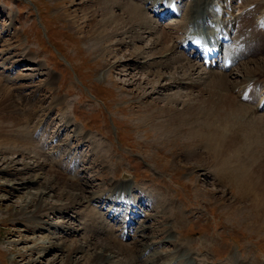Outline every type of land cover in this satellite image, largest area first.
<instances>
[{"label":"rangeland","instance_id":"obj_1","mask_svg":"<svg viewBox=\"0 0 264 264\" xmlns=\"http://www.w3.org/2000/svg\"><path fill=\"white\" fill-rule=\"evenodd\" d=\"M148 3L139 0L158 34L125 23L113 32L117 21L111 20L104 28L108 35L99 40L101 28L96 25L104 13L107 19L111 14L125 19L121 5L112 7L107 1L103 9L100 0H0V264L36 259L38 264H64L73 240L80 244L91 240L89 250L75 255L79 264H89L95 256L92 248L108 238L118 241L117 250L128 253L122 248L130 250L141 239L118 240L119 232L113 229L123 224L112 229L106 213L108 206L127 209L112 204L118 199L112 185L125 178L131 186L128 199H138L131 216H138L136 230L148 215L153 217L149 224L156 228L144 231L149 238L142 242L161 241L168 226L172 239L159 251L185 248L186 254L177 256L174 264H264V230L252 225L257 216L251 212L246 217L228 206L250 204L243 186L231 179L229 171L194 168L196 161L182 143L187 139L157 125L169 117L162 109L182 111L198 96L199 88L187 90L171 79L200 82L198 87L204 88L207 72L198 67L185 74L177 70L180 62L172 68L157 66L161 59L155 54L160 47L149 48L166 28L170 32L180 25L181 16L161 20L159 8L153 12ZM182 51L177 49L172 56L183 57ZM243 62L227 74L231 81L243 74ZM247 62L252 71L259 64L258 59ZM24 136L31 142L43 141L45 147L41 152L37 149L41 154L22 147ZM73 159L78 163L69 172ZM23 160L46 163V175L59 184L43 197L49 206L61 207L53 214L44 212L31 219L46 184L31 181L36 172L23 170ZM66 188L81 202L73 210L64 207L69 201L63 197ZM100 192L111 199L93 200ZM223 196L225 205L217 200ZM159 201L165 206L160 207ZM101 228L106 234H101ZM41 239L64 250L43 251L49 244ZM111 261L105 264L125 259Z\"/></svg>","mask_w":264,"mask_h":264},{"label":"bare ground","instance_id":"obj_2","mask_svg":"<svg viewBox=\"0 0 264 264\" xmlns=\"http://www.w3.org/2000/svg\"><path fill=\"white\" fill-rule=\"evenodd\" d=\"M107 1L112 7L113 5H121L125 19L111 14L109 20L104 13L102 21L96 25L101 28L99 40L108 35L107 29L104 28L111 20L117 21L113 32L118 29L121 23H125L127 26L130 24L137 25L141 29L146 28L150 34H158V29L150 24V20L147 17L148 14L145 13L143 6L139 4V0H130L131 2L100 0L103 9H105ZM146 1H149L148 4L153 5H151L153 12L159 8L160 12L157 16L161 20L175 14L181 16L180 25L173 28L170 32L166 28L155 42L151 43L152 46L149 50L152 47L153 49L160 47L159 52L155 54L156 56L159 55L158 57L161 59L157 66L172 68L175 62H180L177 70L183 71L185 74L195 71L198 67L204 68L207 72V76L204 78L207 85L204 88L198 87L200 82L193 83L179 78L171 79L173 81L171 82L172 84L183 85L187 90L188 88L192 90L199 88L197 89L198 96L194 102L185 104L182 111L172 112L171 109H162L161 112L165 113L166 117L167 115L169 117L165 122L157 125L165 132L172 131L171 133L174 137L175 135L177 137L182 135L187 139L182 143L183 147L188 149L187 155L196 161V163L193 161L195 164L193 165L194 168L201 169L199 166L201 165V167L209 166L214 171H229L231 179H234L238 185L243 186L241 188L242 193L249 195L251 198L247 207L241 208L235 202V204H229L230 211L238 210L246 217L252 212L258 218L257 223L252 225L258 230H264V0H189L184 5L180 4V6L175 3H180L182 0H177L175 3L171 2L172 0L170 2L168 0ZM135 38L133 41L136 40ZM141 40L142 38L138 41ZM117 44L123 45L124 43L119 42ZM177 49L183 50V57L172 56ZM261 56L262 58H260ZM207 57H211L209 63L205 60ZM228 59L233 61L231 67H228L226 63ZM256 59H258L259 64H255L256 68L252 71L250 63L247 61ZM162 60L165 61L162 62ZM242 60H244L241 65V69L244 70L243 74L233 82L228 75L235 70L234 67ZM197 61L198 63L202 62V65L199 66L196 63ZM252 63L254 64V61ZM150 75L158 76L160 73ZM146 82L152 83L148 79H146ZM129 84L131 85L132 82ZM23 140L22 147L24 149L27 148L26 150L35 151L36 155L45 147L43 141H38V138L31 142L28 137L24 136ZM7 142L10 144V142H16V140H7ZM197 146L199 148L203 146L206 150L203 149L204 151H202L201 148L198 151ZM37 149H40V152ZM76 163L78 161L73 159L69 172L75 169ZM23 166L25 171L32 169L36 172L32 180L30 179L32 182H44L46 184L40 192V201L36 206L37 210L31 214V217L34 215L35 217L31 219L41 217L42 215L40 214L44 212L53 214L55 210H59L60 206H49L43 202V197L49 192L56 191V187L59 186L55 182L56 179L54 177L49 178L46 175L47 164L40 161L24 163L23 160ZM68 168L69 165L65 170L68 171ZM127 179L125 178L120 183L112 185L114 189L112 191L118 197L112 204L120 203L127 209L123 210L117 206H108L106 213L109 214L113 222L112 227H109L113 229L117 224H123L121 226L122 229H113L119 232L120 238L118 240L134 237H139L138 239L141 240L137 241L134 245L135 247L130 250L125 247L122 248L123 251L127 250L128 253H122L117 250L116 243L118 241L111 238H108L109 240L107 239L108 241L104 243H96L95 247L92 248L95 250V256L89 264H105L119 257H123L125 262L118 264H174L173 260L177 256L186 254L185 248L177 245L178 247L171 252L159 251L160 245L166 242L169 243L172 239V229L168 226L161 233V235L165 236L161 241L142 242L143 239L148 240L149 238L144 231H154L156 228L149 224L153 217L148 215L136 230L138 216L136 218L131 216L135 214L134 210H137L134 204L138 203V199L131 197L128 199L127 194L131 186L130 181ZM212 193L215 194L216 191ZM77 196L78 194H72L69 188L64 189V199L69 198L64 207L68 210H73L81 205V202H76ZM105 197L106 199H111V196L107 197L105 192H100L93 196V200L100 201ZM217 200L223 205L227 203L225 196ZM158 204L160 207L165 206L160 201ZM164 210L163 215L166 213ZM88 221L92 222L93 220L89 219ZM111 228L109 232L110 235H113ZM106 232L101 228V234H106ZM41 241L44 243L47 240L41 239ZM90 241L86 240L85 243L80 244L77 240H73V245L65 251L64 264H79V262H74L75 255L86 250L90 245ZM44 244H49V246L44 247L43 251L48 249L57 250V248L64 250V247L62 248V246L52 242H45ZM60 257L58 256L57 259ZM35 263H39L38 259L25 264Z\"/></svg>","mask_w":264,"mask_h":264}]
</instances>
